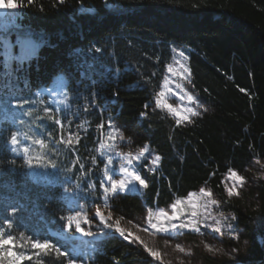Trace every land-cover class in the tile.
<instances>
[{"label": "trees", "instance_id": "1", "mask_svg": "<svg viewBox=\"0 0 264 264\" xmlns=\"http://www.w3.org/2000/svg\"><path fill=\"white\" fill-rule=\"evenodd\" d=\"M18 36L39 47L29 61L13 62V92L0 99L29 100L15 110L35 111L20 117L26 124L0 123V226L10 218L28 235L50 238L61 251L75 249L76 264H159L133 236L125 240L104 225L99 228L107 231L83 253L72 243L80 232L69 231L61 219L103 204L99 181L106 179L107 158L99 143H107L105 135L118 120L138 135L137 145L148 143L161 160L153 170L145 167L147 160L140 165L147 188L110 198L117 213L133 218L147 206H168L207 184L241 230L238 242L228 239L239 248L235 260L264 257V177L255 181L256 199L229 198L225 185L229 169L245 173L254 158H264V0H34L31 5L25 0L22 9L0 11V37L14 45ZM177 47L187 57L193 89L208 107L181 125L154 104ZM4 52L0 44V75ZM53 79L67 86L68 107L57 108L63 98L45 89ZM48 106L65 124L63 133L52 121L35 118ZM17 130L48 140L54 151L45 150L46 156L56 167H29L22 152H12L9 133ZM77 132L79 143L71 147L56 142ZM20 139L19 147L31 146ZM80 164L84 168L77 171ZM66 242L72 243L69 249ZM192 248L186 264L233 261L196 240Z\"/></svg>", "mask_w": 264, "mask_h": 264}, {"label": "snow or ice", "instance_id": "2", "mask_svg": "<svg viewBox=\"0 0 264 264\" xmlns=\"http://www.w3.org/2000/svg\"><path fill=\"white\" fill-rule=\"evenodd\" d=\"M65 0H59L60 4H63ZM29 5L34 3V0H27ZM107 3V0H106ZM25 6V0H0V11L10 12L22 9ZM5 21H8L10 18L8 16L3 17ZM0 44L3 45L5 52V60H4V73L0 75V97L8 96L13 92V85L11 81L12 76V64L15 62L17 65L23 64L29 61L36 53V49L39 47L38 44L35 43L34 40L24 36H18L15 44L13 45L9 40L4 37H0ZM13 48H18V52H13ZM180 57H183L185 60L187 57L184 52L181 51L179 53ZM179 63V61H177ZM180 68L182 71H177V69L173 66V64L167 65V70L172 74L173 77H179L181 80L186 81L189 85H192L191 79V71L185 65L180 64ZM174 83V81L166 76L163 80V89L158 91L154 97L155 108H159L162 110H166L168 114H170L174 119L177 125H181L185 122L192 123L193 117H198L201 115L199 111L196 110V107H201L198 99L189 91H187L183 85L176 84V87L183 92V95L180 96L181 100L187 99L189 104L194 105L195 107H187L181 105L180 107H176L171 103H168L165 98L168 94H176L174 90L170 87V85ZM244 91V89H241ZM12 99L16 100L15 106L12 105ZM32 102L29 100H24L14 95H11L10 98L0 99V123L3 121H11L13 124H26V121L20 119L21 116H29L32 117L34 115V108H28L23 112H17L15 109H23L24 105L31 104ZM43 104V101H40ZM63 104L65 107H68V96L67 93L64 94V99L59 100L57 103V108L59 105ZM148 105H145L147 108ZM155 110V109H154ZM43 112V116L37 115L35 118L39 120L47 119L52 121L55 125L59 126L61 133L65 131V124L56 117L53 109L48 106L41 109ZM207 111V109H205ZM183 113V114H182ZM146 115V113L144 114ZM71 124V122H68ZM109 124L111 122L109 121ZM78 128H82L83 125H78ZM99 129H103L105 127L104 124H99L97 126ZM113 132L117 133L120 139H123L122 133H119V130L113 126ZM51 136V133H48ZM117 135H113V133H108L107 135V143L101 141L99 143V151L102 156L106 155L105 149H114L115 148V140L117 139ZM23 136L24 140L31 141V146L24 145L22 148L19 147L21 145L20 137ZM57 143H63L71 147L74 143H79V133L77 132L75 135L69 133L68 137L65 138L61 135L60 139L56 141ZM11 151L17 154L23 153L25 157V163L29 167L39 166V167H52L55 168L56 164L51 161L50 158L46 156V151H54L53 147H50V142L40 136H36L35 134L29 135V132H24L17 130L15 132L9 133V140ZM38 146V149L36 148ZM46 150V151H45ZM149 152L147 146L141 148L135 156L133 153H118L122 155L123 158L127 161L128 165H132L133 159L140 160L141 158L147 159L145 153ZM160 161V157L156 156L153 160V164H158ZM92 162L95 163V157H92ZM112 163L111 156H108L107 163L103 169L104 177L106 179H101L99 181L100 185L103 187V193L100 195L103 196V206L105 208L109 207L110 198H114L118 196L120 193L131 191V185H134L138 182L139 185H142L144 188L148 187V183L146 179L142 178L139 174V170L135 167L129 168L127 166H121L120 172L123 173V178L114 179L112 175L109 173L112 171L108 165ZM257 164H260V161H256ZM264 167V165H262ZM84 165L80 164L77 171L83 169ZM151 170V169H150ZM230 176L234 181L232 187L227 189V194L229 198L235 196L238 198H242L241 189H244L245 185L248 183L245 176L240 175L237 171L233 169H229ZM82 175H87V172L82 173ZM238 182V183H236ZM93 188L96 187L95 184L92 185ZM197 194L192 193L189 197L191 200L192 197H195ZM200 195L203 197H207L209 202L212 205L219 207L220 202L216 199L212 198V192L210 190L201 189ZM183 201L177 200L175 204L172 205L173 214L169 215L163 209L159 211H153L152 209L147 210V224L151 226V228L155 229L156 232L160 233H168L170 230L173 232H178L183 229H191L194 232L199 233L200 227L198 226V221L195 219L182 222L180 224L172 223V221L179 219V213L177 211L178 206L181 205ZM195 207V205H193ZM207 208V205H205ZM17 213V209H12V216L14 217ZM192 217H196L197 213L193 211L191 213ZM95 217H99L100 221L104 224V226L108 229H114L116 233H119L121 237L125 240H128L130 236H134V240L139 242L145 249V251L154 258L155 261H158L159 264H164L162 259L161 252L158 249L153 247H149V245L141 239L139 235H135L128 229L121 226V221L124 219L123 217H119L115 219L113 222L109 223L108 221L111 219V213H109L106 218L104 213L100 211L99 208L96 209ZM61 219L67 222V227L69 231L80 232L84 236L94 237L95 234L89 229L85 230L81 225L90 224V220L86 213L83 211H77L74 215L61 217ZM228 220L229 218H225ZM231 220H235L236 217L233 215L230 217ZM162 220H167L168 223H161ZM155 221V222H154ZM3 225L0 226V264H25V261L33 262V264H76V256L78 253L75 249L72 250V254H69L67 251H61V248L57 246L56 243H53L50 238L41 237L36 234L28 235L25 231H21L16 222L13 219L5 218L3 220ZM131 223V221H129ZM229 235L235 239L239 240V233L237 229L233 228L230 223L227 225ZM135 227L139 228V225ZM205 227L211 228L213 232L220 233L221 236L223 233V228L225 224H222L220 221L214 219V224H205ZM141 231L148 232V228H142ZM126 232L128 233L126 235ZM247 243V241H245ZM207 251L212 253L213 255L223 254L225 256L232 257L239 249H232L231 251H225L223 248H216L211 245H205ZM176 248L179 249L180 252H185V249L181 247V245L177 244ZM191 255V253H187Z\"/></svg>", "mask_w": 264, "mask_h": 264}, {"label": "rangeland", "instance_id": "3", "mask_svg": "<svg viewBox=\"0 0 264 264\" xmlns=\"http://www.w3.org/2000/svg\"><path fill=\"white\" fill-rule=\"evenodd\" d=\"M182 50L177 47V54L174 57V60L171 64L177 69V71H182L180 68V64L185 65L187 68V64L185 62V59L183 57L179 56V53ZM179 61V63H177ZM189 69V68H188ZM170 77L174 83L170 85V87L174 90L176 94H168L166 95V99L168 103L173 104L176 107H180L181 105L187 106V107H195L194 105L189 104L187 99L181 100L180 96L183 95V92L179 88L176 87V84H181L183 87L191 92L199 101V104L201 107H196V110L200 113L205 111L207 109L206 103L202 100L200 95L193 89V85H189L186 81L181 80L179 77H173L171 73L166 71L165 77ZM61 77L58 76L56 78ZM67 86L63 84L62 80L60 79H53L51 80V83L45 87L47 91H49L55 98H63L64 94L67 93ZM163 89V84L162 88ZM63 105V104H60ZM183 114V113H182ZM116 129L119 130V133H122L123 139H120L117 133L113 132V127H111V131L109 129L108 133H113V135H117V139L115 140V148L110 149L106 151V158L108 159V156H111L112 163L108 165L109 168H111L110 175L113 176L114 179L123 178V173L120 172L121 166H127L129 168L135 167L139 170V174L142 176V178L146 179L144 176L140 165H142L144 160H147L145 163V167L147 169L153 170L156 168L159 164H153L152 160L159 156L161 160V156L154 152L149 146L148 143H141L137 145L138 135L129 134L127 131V126L122 121H116L115 126ZM105 135V140L107 141V135ZM147 146L149 149V152L145 153V156L147 159L141 158L140 160L133 159L132 165H128L127 161L123 158L122 155H119L118 153H133V156L143 147ZM106 150V149H105ZM259 160L260 164H257L256 161ZM264 158H254L251 162V164L247 167L245 173H241L236 169H233L237 171L240 175L245 176L248 183L245 185L244 189H241L242 196L247 195L248 198L256 199L257 198V190L255 189L256 186V179L259 177H264ZM147 181V179H146ZM238 183V182H236ZM234 184V181L232 180L230 173H228L225 177V185L226 189L229 187H232ZM130 188L132 190H138L141 191L144 187L142 185H139L138 182L134 185H131ZM210 190L212 192V198L216 199L220 202L218 196L215 194V192L211 189V187L207 184H203L200 186L197 190L192 191L189 195L186 197L179 198L178 200L183 201L181 205L178 206L177 211L179 213H182L179 215V219L172 221V223L180 224L182 222H186L192 219H195L198 221V226L200 227V232H194L191 229H183L178 232L169 231L168 233H160L156 232L155 229L151 228L150 225L147 224V210L152 209L153 211H159L160 209H163L165 212H167L169 215L173 214L172 205L175 204L171 203L168 206H154L149 207L147 206L141 214H139L136 217L128 218L124 215H121L120 213H117L110 205L108 208H105L102 203L95 204L92 206V208L84 213L87 214L90 224H84L83 228L85 230H91L95 236L89 237L84 236L82 233H80L79 238L80 240H75V244L77 247L83 252L86 253L88 250L92 248L93 245V239L97 238L99 234L106 232V229L99 228V226L104 225L99 217H94L95 211L97 208L100 209L101 212L104 213L105 217L107 218L109 213H111V220H115L119 217H123L124 219L121 221V226L128 229L132 233H135V235H139L142 240H144L149 247H153L155 249H158L161 252L162 259L166 261L168 264H186L190 263V260L194 256L193 251V243L194 240H196L200 245H202L206 250L207 248L205 245H211L216 248H223L225 251H231L232 249H239L238 246L232 245L228 239H230L231 236H226L225 233H228L227 224L230 223L232 227L234 228L235 223L230 219L231 213L228 211L223 210V206L220 204L219 207L212 205L209 202V199L207 197H203L200 195L201 189ZM192 193H196L197 195L195 197H192L191 200H189V197ZM252 193V194H251ZM234 197V196H233ZM195 205V207H193ZM205 205H207V208H205ZM82 211V210H80ZM195 211L197 213L196 217H192L191 213ZM225 218H229L226 220ZM214 219L217 221H220L222 224H225V227L223 228V235L221 236L220 233H215L212 231L211 228L205 227V224H214ZM131 221V223H129ZM155 222V221H154ZM161 223L167 224V220H162ZM136 225H139L140 227H135ZM148 228V232L141 231L142 228ZM239 235L241 236V230L238 231ZM134 237V236H133ZM235 240V239H234ZM237 242L239 240H236ZM243 247L245 246V242H243ZM179 244L181 247L185 249V252H180L179 249L176 248V245ZM67 249L70 248V244L66 242ZM239 252V251H238ZM236 252L232 257L225 256L223 254H217L220 256L227 257L229 260H235L237 258ZM187 253H191V255H188Z\"/></svg>", "mask_w": 264, "mask_h": 264}, {"label": "water", "instance_id": "4", "mask_svg": "<svg viewBox=\"0 0 264 264\" xmlns=\"http://www.w3.org/2000/svg\"><path fill=\"white\" fill-rule=\"evenodd\" d=\"M227 264H264V257L257 261V262H253V263H247V262H243V261H239V260H234V261H230Z\"/></svg>", "mask_w": 264, "mask_h": 264}]
</instances>
